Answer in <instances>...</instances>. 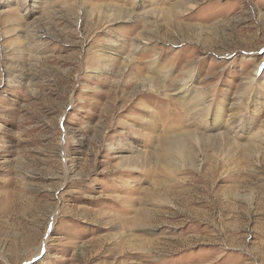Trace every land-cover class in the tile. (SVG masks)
Returning a JSON list of instances; mask_svg holds the SVG:
<instances>
[{
  "label": "rangeland",
  "instance_id": "1",
  "mask_svg": "<svg viewBox=\"0 0 264 264\" xmlns=\"http://www.w3.org/2000/svg\"><path fill=\"white\" fill-rule=\"evenodd\" d=\"M0 264H264V0H0Z\"/></svg>",
  "mask_w": 264,
  "mask_h": 264
},
{
  "label": "bare ground",
  "instance_id": "2",
  "mask_svg": "<svg viewBox=\"0 0 264 264\" xmlns=\"http://www.w3.org/2000/svg\"><path fill=\"white\" fill-rule=\"evenodd\" d=\"M172 142L175 143V145L178 147V149H182V144H180L181 142H180L179 139H174ZM172 142H171V143H172ZM179 142H180V143H179ZM173 145H174V144H173Z\"/></svg>",
  "mask_w": 264,
  "mask_h": 264
}]
</instances>
